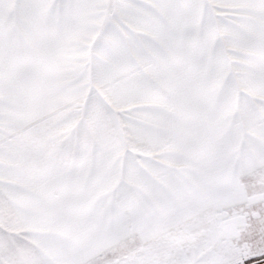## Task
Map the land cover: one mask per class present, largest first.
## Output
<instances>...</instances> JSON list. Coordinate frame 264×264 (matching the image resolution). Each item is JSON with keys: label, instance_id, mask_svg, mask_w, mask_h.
Here are the masks:
<instances>
[{"label": "snow or ice", "instance_id": "6c2138e0", "mask_svg": "<svg viewBox=\"0 0 264 264\" xmlns=\"http://www.w3.org/2000/svg\"><path fill=\"white\" fill-rule=\"evenodd\" d=\"M0 264H264V0H0Z\"/></svg>", "mask_w": 264, "mask_h": 264}]
</instances>
